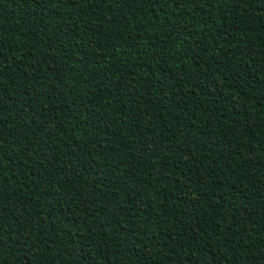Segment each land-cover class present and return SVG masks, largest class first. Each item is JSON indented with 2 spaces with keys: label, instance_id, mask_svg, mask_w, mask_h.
Wrapping results in <instances>:
<instances>
[{
  "label": "trees",
  "instance_id": "obj_1",
  "mask_svg": "<svg viewBox=\"0 0 264 264\" xmlns=\"http://www.w3.org/2000/svg\"><path fill=\"white\" fill-rule=\"evenodd\" d=\"M0 264H264V0H0Z\"/></svg>",
  "mask_w": 264,
  "mask_h": 264
}]
</instances>
